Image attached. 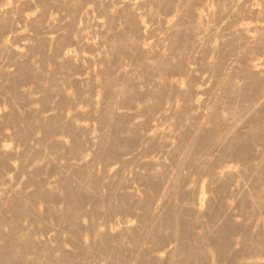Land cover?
Masks as SVG:
<instances>
[{"label":"bare ground","instance_id":"bare-ground-1","mask_svg":"<svg viewBox=\"0 0 264 264\" xmlns=\"http://www.w3.org/2000/svg\"><path fill=\"white\" fill-rule=\"evenodd\" d=\"M0 104V264H264V0H0Z\"/></svg>","mask_w":264,"mask_h":264},{"label":"rangeland","instance_id":"rangeland-1","mask_svg":"<svg viewBox=\"0 0 264 264\" xmlns=\"http://www.w3.org/2000/svg\"><path fill=\"white\" fill-rule=\"evenodd\" d=\"M207 2H208V4H213L214 3V0H207ZM32 11V10H31ZM92 15V14H91ZM89 18H87V20L89 21L88 23H87V26L89 25V27L91 26L90 24V22H92L91 21V19H92V17L94 18V16L92 15V16H88ZM94 21V20H93ZM86 26V27H87ZM89 27H87V31L89 32V31H91L92 32V29H93V33L91 34V36L94 38V40H97L98 39V37L96 36L97 34H96V32H95V30H94V27L91 29V27H90V29L88 30V28ZM96 34V35H95ZM97 37V38H96ZM88 49V48H87ZM103 49H104V47H103ZM0 106H2V104H0ZM114 209V210H113ZM111 210H113L114 211V213L116 214V197H114V199L113 200H106V199H101V202H100V204H99V206H98V209L96 210L95 209V211H94V217L96 218V219H100L101 217H103L104 216V214L105 213H107V212H109V211H111ZM263 214V215H262ZM262 214H261V219L264 221V212H262ZM211 249V248H210Z\"/></svg>","mask_w":264,"mask_h":264}]
</instances>
